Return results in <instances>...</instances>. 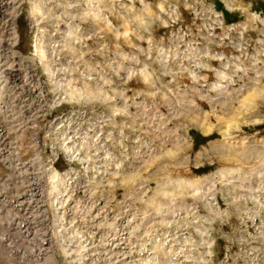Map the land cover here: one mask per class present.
Segmentation results:
<instances>
[{
	"label": "rangeland",
	"instance_id": "1",
	"mask_svg": "<svg viewBox=\"0 0 264 264\" xmlns=\"http://www.w3.org/2000/svg\"><path fill=\"white\" fill-rule=\"evenodd\" d=\"M0 264H264V0H0Z\"/></svg>",
	"mask_w": 264,
	"mask_h": 264
}]
</instances>
